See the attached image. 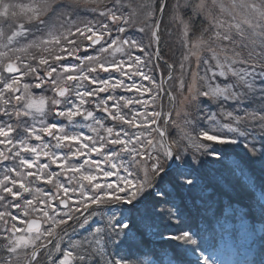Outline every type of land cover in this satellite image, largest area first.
Segmentation results:
<instances>
[{"label": "snow or ice", "instance_id": "6c2138e0", "mask_svg": "<svg viewBox=\"0 0 264 264\" xmlns=\"http://www.w3.org/2000/svg\"><path fill=\"white\" fill-rule=\"evenodd\" d=\"M230 147L264 164V0H0V264H132L123 246L162 227L187 264H218L175 194Z\"/></svg>", "mask_w": 264, "mask_h": 264}, {"label": "trees", "instance_id": "16d2710c", "mask_svg": "<svg viewBox=\"0 0 264 264\" xmlns=\"http://www.w3.org/2000/svg\"><path fill=\"white\" fill-rule=\"evenodd\" d=\"M130 2L133 7L138 8L145 0ZM176 2L177 0H168L169 8ZM180 3L183 4V0H180ZM79 14L82 19L97 18L87 8H81ZM181 14L185 20L192 15L190 9H182ZM173 22L170 12L166 11L161 23V54L170 63L178 61L182 52L181 25L178 21L177 24ZM204 23L202 16L194 18L193 33L190 34L192 39L199 36L200 27ZM127 35L134 39L141 37L136 29H131ZM161 69L167 76L163 62ZM154 75H157L156 72ZM33 93L41 94L42 91L34 89ZM164 101L168 105L167 97H164ZM171 134L177 135L175 128L171 129ZM234 162L239 163V169H234ZM202 171L204 173L202 184L205 187L175 194L188 230L197 234V238L207 249L206 255L221 258L225 255L228 259L232 257L238 261L245 249H251L254 264H264V232L260 238L249 242L248 235L244 233L242 227L243 223L246 224V229L251 230L258 224L264 227V164L259 160L245 159L238 147H230L225 150L222 160L206 158ZM159 231L163 235L157 233L149 236L143 243L126 244L118 254L132 260V264H169V261H172V264H187L189 260H195L190 256L191 253L185 255L183 252V248L191 246L167 239L168 234L175 231L174 228L165 230L162 227ZM84 234L86 233L83 230L77 229V236L74 238ZM0 255L3 253L0 252Z\"/></svg>", "mask_w": 264, "mask_h": 264}, {"label": "rangeland", "instance_id": "374dc122", "mask_svg": "<svg viewBox=\"0 0 264 264\" xmlns=\"http://www.w3.org/2000/svg\"><path fill=\"white\" fill-rule=\"evenodd\" d=\"M18 2H21V3H26L27 2V0H18ZM177 3V2H176ZM175 3V4H176ZM80 11H81V9H79L78 10V14L80 13ZM80 15V14H79ZM81 17V16H80ZM177 24L178 22L177 21H174L173 22V24ZM176 33H178V32H176ZM161 71H163V69H158V70H156V74L157 75H155L156 77H157V79L159 80V77H160V73H161ZM164 72V71H163ZM32 83H35V81H31ZM34 90V89H33ZM50 95V93H44V92H42L41 94H35L36 96H40V95ZM163 102H164V104H165V106H166V108L168 107V105H167V103H166V101H164L163 100ZM176 132H177V130L175 129V134H176ZM264 202V201H263ZM245 226H246V224L245 223H243L242 224V227H243V231H244V233L245 234H247L248 235V240H249V242L250 241H252V240H254V239H256V238H260L261 237V235L263 234V232H264V227H263V225H260V224H258V225H256L255 227H254V230H251V229H246L245 228ZM252 250L251 249H245L244 251H243V256H242V258L240 259V260H235V259H233L232 257H229V259L228 258H226L225 257V255L224 256H222V258L221 257H219V256H216V255H209L211 258H213L215 261H217L218 262V264H254V262H253V259H252ZM190 256L192 257V258H195V256L194 255H192V254H190ZM227 259V260H226Z\"/></svg>", "mask_w": 264, "mask_h": 264}]
</instances>
